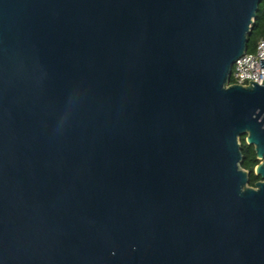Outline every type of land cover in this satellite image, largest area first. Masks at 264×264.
Returning <instances> with one entry per match:
<instances>
[{
    "label": "water",
    "instance_id": "95a60500",
    "mask_svg": "<svg viewBox=\"0 0 264 264\" xmlns=\"http://www.w3.org/2000/svg\"><path fill=\"white\" fill-rule=\"evenodd\" d=\"M259 3L0 0V264H264Z\"/></svg>",
    "mask_w": 264,
    "mask_h": 264
},
{
    "label": "trees",
    "instance_id": "16d2710c",
    "mask_svg": "<svg viewBox=\"0 0 264 264\" xmlns=\"http://www.w3.org/2000/svg\"><path fill=\"white\" fill-rule=\"evenodd\" d=\"M261 36H264V0H260L254 20L251 23L249 31L247 33V52H253L255 50L257 40ZM230 82H232L231 76ZM239 141L242 154L241 167L249 172V185L252 186L255 180L258 178V176L253 173V167L258 160L255 158L253 146L248 145L245 142L244 134L239 137Z\"/></svg>",
    "mask_w": 264,
    "mask_h": 264
},
{
    "label": "built area",
    "instance_id": "2783aa9c",
    "mask_svg": "<svg viewBox=\"0 0 264 264\" xmlns=\"http://www.w3.org/2000/svg\"><path fill=\"white\" fill-rule=\"evenodd\" d=\"M264 54V36H261L256 43L253 52H245L239 56L232 65V82L246 85L250 80L261 83L264 79V67L260 66V58Z\"/></svg>",
    "mask_w": 264,
    "mask_h": 264
},
{
    "label": "flooded vegetation",
    "instance_id": "af4514ba",
    "mask_svg": "<svg viewBox=\"0 0 264 264\" xmlns=\"http://www.w3.org/2000/svg\"><path fill=\"white\" fill-rule=\"evenodd\" d=\"M255 158L258 160L257 163H256V164H258V163L261 161V159L257 158V157H256V154H255ZM256 164H255V165H256ZM253 168H254V167H253ZM245 170H246V169H245ZM248 173H249V172H248ZM253 173H254V170H253ZM255 175L258 176V178L255 180V182L264 180V178L260 177L259 175H257V174H255ZM255 182H254V183H255Z\"/></svg>",
    "mask_w": 264,
    "mask_h": 264
}]
</instances>
